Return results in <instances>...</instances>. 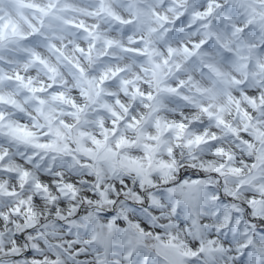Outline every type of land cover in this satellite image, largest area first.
Here are the masks:
<instances>
[{
    "label": "clouds",
    "instance_id": "clouds-1",
    "mask_svg": "<svg viewBox=\"0 0 264 264\" xmlns=\"http://www.w3.org/2000/svg\"><path fill=\"white\" fill-rule=\"evenodd\" d=\"M0 264H264V0H0Z\"/></svg>",
    "mask_w": 264,
    "mask_h": 264
}]
</instances>
